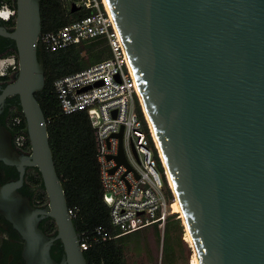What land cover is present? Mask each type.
<instances>
[{
	"label": "water",
	"instance_id": "95a60500",
	"mask_svg": "<svg viewBox=\"0 0 264 264\" xmlns=\"http://www.w3.org/2000/svg\"><path fill=\"white\" fill-rule=\"evenodd\" d=\"M41 1L16 0L15 28L0 29L19 63L1 100L18 96L31 143L29 155L17 151L0 127V161L20 174L0 183V215L21 236L25 264H88L36 98L46 84ZM107 2L201 263L264 264V0ZM27 168L41 175L44 207L19 192ZM48 218L56 235L40 227Z\"/></svg>",
	"mask_w": 264,
	"mask_h": 264
},
{
	"label": "built area",
	"instance_id": "2783aa9c",
	"mask_svg": "<svg viewBox=\"0 0 264 264\" xmlns=\"http://www.w3.org/2000/svg\"><path fill=\"white\" fill-rule=\"evenodd\" d=\"M78 1L80 9L89 10L90 14L56 31L42 32L37 39V46L41 47L42 52L56 53L88 41L103 39L111 53V57L59 78L54 83L63 114L86 112L89 117L94 130L103 198L110 209L111 228L98 226L91 233L85 232L79 236L84 250L106 239H118L154 225L164 229L167 220L173 215L170 205L176 202V196L111 11L104 0ZM4 12L9 13L10 18L7 20L1 17ZM15 16L16 11L11 8L0 10V17L4 21ZM9 60L12 62L8 73L16 74L19 70L18 60L15 56ZM138 104L145 121L137 112ZM21 125V117L13 118L12 127L18 131L13 145L17 151L29 155V137L21 132ZM121 145L125 163L118 162ZM150 145L155 148L163 167L172 198L168 196L166 183H163L157 171L158 161ZM69 214L75 218L77 211L69 209ZM111 230L117 234L113 235Z\"/></svg>",
	"mask_w": 264,
	"mask_h": 264
},
{
	"label": "trees",
	"instance_id": "16d2710c",
	"mask_svg": "<svg viewBox=\"0 0 264 264\" xmlns=\"http://www.w3.org/2000/svg\"><path fill=\"white\" fill-rule=\"evenodd\" d=\"M75 1V0H73ZM11 8L16 11L15 2ZM90 14L89 10L79 9L72 12L66 0L41 1L42 32L56 31L76 19ZM14 26V21H3ZM12 42V41H11ZM5 55L17 58L15 44ZM109 47L103 39L88 41L79 46H72L56 53L43 52L46 84L36 98L44 113L50 147L57 174L65 190L69 209L77 211L73 219L74 227L79 236L85 232L91 233L98 226L111 228L110 209L104 201L103 189L100 182L99 166L96 159V146L94 130L86 112L72 115L62 113L54 83L57 79L76 73L88 67V60L95 56L101 61L109 55ZM87 56V59L85 58ZM87 60V61H86ZM12 117L22 118L21 132L26 136L27 125L20 107L18 96L15 97ZM137 112L145 121L141 106L138 104ZM13 135L17 129L10 127ZM28 145L31 146L28 138ZM160 166L162 167L161 163ZM163 168V167H162ZM31 187L35 188V203L44 207L48 203L47 193L41 175L37 169L28 179ZM169 197H173L171 189L166 182ZM40 227L47 235H56L57 226L53 219L48 218L41 222ZM115 235L117 232L111 230ZM124 236L109 240L84 249L83 253L88 264H127L124 249L120 242ZM64 249L61 241H57L51 249L52 257L61 261Z\"/></svg>",
	"mask_w": 264,
	"mask_h": 264
},
{
	"label": "rangeland",
	"instance_id": "374dc122",
	"mask_svg": "<svg viewBox=\"0 0 264 264\" xmlns=\"http://www.w3.org/2000/svg\"><path fill=\"white\" fill-rule=\"evenodd\" d=\"M73 3L79 6V1L66 0L68 7H71ZM8 8L7 4L1 7L5 10ZM109 57H111L110 52L107 58ZM9 58L1 60V72L6 73L8 71V66L12 62ZM85 58L87 59L86 55ZM87 62L88 64L96 63L98 59L91 56ZM9 75L13 76L14 73L10 72ZM150 148L154 158L158 161L155 148L152 145H150ZM157 171L165 184L163 168L160 166L159 161ZM176 204L175 202L170 205L173 215L167 220L164 229H158L157 225H154L120 239L127 264H195V250L189 240L183 215Z\"/></svg>",
	"mask_w": 264,
	"mask_h": 264
},
{
	"label": "flooded vegetation",
	"instance_id": "af4514ba",
	"mask_svg": "<svg viewBox=\"0 0 264 264\" xmlns=\"http://www.w3.org/2000/svg\"><path fill=\"white\" fill-rule=\"evenodd\" d=\"M11 2L16 0H0V10L4 4H7L11 8ZM12 9V8H11ZM2 17V16H1ZM0 17V29L4 28L7 31H12L15 28V25L10 26L5 24L3 17ZM5 18V17H4ZM6 19V18H5ZM9 21H16V16L12 17ZM9 38L0 36V62L2 59L9 58L11 56L5 57L13 46ZM16 47V45H15ZM15 80V74L13 76L9 73H4L0 71V127L5 126L10 130L12 126V111L14 106V100L16 96L7 97L6 100L2 101L1 96L4 89ZM11 131V130H10ZM12 132V131H11ZM13 134V133H12ZM14 139V135H13ZM24 154V153H23ZM26 155V154H25ZM36 168H27L24 176V184L19 189V192L28 197L32 204L35 205V188L31 187L29 184V177L32 173H36ZM20 174L17 168L12 166H7L0 161V183L8 184L15 182L19 179ZM44 221V220H43ZM23 252V240L19 233L14 229L12 224L8 222L3 216L0 215V264H25V260L22 255Z\"/></svg>",
	"mask_w": 264,
	"mask_h": 264
},
{
	"label": "bare ground",
	"instance_id": "6f19581e",
	"mask_svg": "<svg viewBox=\"0 0 264 264\" xmlns=\"http://www.w3.org/2000/svg\"><path fill=\"white\" fill-rule=\"evenodd\" d=\"M104 2L106 3L108 9L110 10V7H109V4H108L107 0H104ZM4 13H7V14L4 15ZM4 13L2 14V17L4 16L6 19H5L4 17H3V19L7 20L8 18H10L8 12H4ZM141 97H142V96H141ZM142 102H143L144 109H145V111H146V114H147L148 120H149V122H150V124H151V126H152V123H151V120H150L149 115H148V113H147V110H146L145 103H144L143 99H142ZM152 129H153V127H152ZM153 132H154V129H153ZM154 135H155V137H156L155 132H154ZM156 140H157V137H156ZM157 143H158V145H159V148H160V151H161V155H162V158H163V162H164V165H165V167H166V171H167V173H168V179H169V182H170V184H171V186H172V188H173V190H174V193H175V195H176V203H177L176 205H177V207H178V210H179V211L182 213V215H183V218H184V221H185V224H186V227H187V234H188L189 240L191 241V244L193 245V248H194V250H195V254H196V262H195V264H202L201 261H200V257H199V255H198V252H197V249H196L195 243H194V241H193V237H192V235H191L190 229H189L188 224H187V222H186V219H185V216H184V213H183V210H182V206H181V203H180L179 197H178V195H177V193H176V190H175V187H174V184H173V181H172V178H171V175H170L169 169H168V167H167V164H166V161H165V158H164V155H163V152H162V150H161V147H160V144H159L158 140H157Z\"/></svg>",
	"mask_w": 264,
	"mask_h": 264
},
{
	"label": "clouds",
	"instance_id": "9594fccd",
	"mask_svg": "<svg viewBox=\"0 0 264 264\" xmlns=\"http://www.w3.org/2000/svg\"><path fill=\"white\" fill-rule=\"evenodd\" d=\"M6 60H7V59H6ZM9 67H10V65L8 66V70H9ZM6 73H8V71H7Z\"/></svg>",
	"mask_w": 264,
	"mask_h": 264
}]
</instances>
